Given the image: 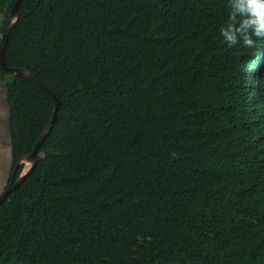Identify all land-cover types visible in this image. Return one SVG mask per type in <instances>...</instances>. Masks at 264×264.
Masks as SVG:
<instances>
[{"label": "trees", "instance_id": "obj_1", "mask_svg": "<svg viewBox=\"0 0 264 264\" xmlns=\"http://www.w3.org/2000/svg\"><path fill=\"white\" fill-rule=\"evenodd\" d=\"M15 2L0 0V44ZM18 14L5 62L60 106L0 206V264H264V40L221 42L227 0H23ZM0 77L10 184L55 104Z\"/></svg>", "mask_w": 264, "mask_h": 264}, {"label": "clouds", "instance_id": "obj_2", "mask_svg": "<svg viewBox=\"0 0 264 264\" xmlns=\"http://www.w3.org/2000/svg\"><path fill=\"white\" fill-rule=\"evenodd\" d=\"M228 15L219 27L221 42L228 49H252L264 40V0H227Z\"/></svg>", "mask_w": 264, "mask_h": 264}, {"label": "water", "instance_id": "obj_3", "mask_svg": "<svg viewBox=\"0 0 264 264\" xmlns=\"http://www.w3.org/2000/svg\"><path fill=\"white\" fill-rule=\"evenodd\" d=\"M22 1L23 0H16L15 5L13 7V10L9 14L8 19L6 21V24L4 26V34L2 36V40H1V44H0V66L8 74L25 78L28 81L35 84L36 86H38L41 90H43L53 100V102L55 104V109H54L53 116H52L49 124L47 125L44 133L42 134L39 142L35 146L33 152L30 155L21 157L20 161L16 165V169L13 173L12 181L10 182L7 189L0 196V206L9 198V196L14 191H16L20 187V185L24 182V180L27 178V176L34 170V168L38 164L39 150H40L41 146L43 145V143L45 142L47 136L52 131V129L56 123L57 112H58V109L60 106V101L56 97V95L47 86H45L40 80H38L35 76H33L31 73H29L25 69L9 68L5 62V51H6L12 30L14 29V27H15L18 19H19L18 10H19V7H20ZM25 163L30 165L29 169L26 172L23 171V173L20 175V177L18 179H16L17 169L21 165H24Z\"/></svg>", "mask_w": 264, "mask_h": 264}, {"label": "rangeland", "instance_id": "obj_4", "mask_svg": "<svg viewBox=\"0 0 264 264\" xmlns=\"http://www.w3.org/2000/svg\"><path fill=\"white\" fill-rule=\"evenodd\" d=\"M2 17L0 16V25ZM7 83L6 78L0 77V196L9 186V179L12 168L11 139L8 127L9 107L7 103ZM43 160V157H40ZM24 172L30 165L24 164Z\"/></svg>", "mask_w": 264, "mask_h": 264}]
</instances>
